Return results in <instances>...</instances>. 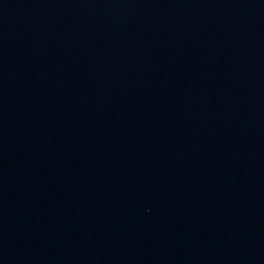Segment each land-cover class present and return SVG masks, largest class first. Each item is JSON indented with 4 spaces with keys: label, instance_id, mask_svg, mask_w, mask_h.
Wrapping results in <instances>:
<instances>
[{
    "label": "water",
    "instance_id": "obj_1",
    "mask_svg": "<svg viewBox=\"0 0 264 264\" xmlns=\"http://www.w3.org/2000/svg\"><path fill=\"white\" fill-rule=\"evenodd\" d=\"M0 264H264V0H0Z\"/></svg>",
    "mask_w": 264,
    "mask_h": 264
}]
</instances>
